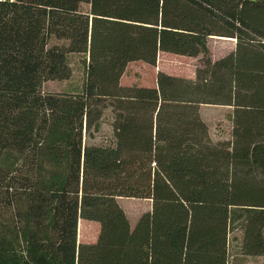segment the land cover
Returning a JSON list of instances; mask_svg holds the SVG:
<instances>
[{
    "label": "trees",
    "instance_id": "16d2710c",
    "mask_svg": "<svg viewBox=\"0 0 264 264\" xmlns=\"http://www.w3.org/2000/svg\"><path fill=\"white\" fill-rule=\"evenodd\" d=\"M210 36L233 50L211 59ZM160 51L203 56L193 77L120 83ZM71 53L81 90L42 91ZM202 104L231 108L230 139ZM106 110L113 143H94ZM119 197L151 208L132 227ZM234 230L264 255V0H0V264H229Z\"/></svg>",
    "mask_w": 264,
    "mask_h": 264
},
{
    "label": "rangeland",
    "instance_id": "374dc122",
    "mask_svg": "<svg viewBox=\"0 0 264 264\" xmlns=\"http://www.w3.org/2000/svg\"><path fill=\"white\" fill-rule=\"evenodd\" d=\"M81 10L87 11L88 5L81 4ZM218 36H210L205 40L206 54L211 59H217L233 50L235 41L219 39ZM62 40L51 38L50 44L62 43ZM200 54L197 57L178 55L160 51L157 54L155 64L151 65L142 61H134L127 64L120 79L122 85H155L156 75L159 71L184 77H193L195 69L200 64ZM83 54L71 53L67 56L71 68V76L66 80H49L42 84L44 92L80 91L85 77V64ZM201 118L208 126L210 138L213 141H224L231 138V108L223 105L202 104L199 108ZM112 115L106 110L101 117L98 132L92 140L99 144H112ZM118 203L124 210L131 226L135 224L139 216L151 208V201L142 198L119 197ZM78 241L94 242L98 236L99 224L95 221H79ZM241 232H230L228 242L229 264H264V255L243 256L239 252V238Z\"/></svg>",
    "mask_w": 264,
    "mask_h": 264
},
{
    "label": "water",
    "instance_id": "95a60500",
    "mask_svg": "<svg viewBox=\"0 0 264 264\" xmlns=\"http://www.w3.org/2000/svg\"><path fill=\"white\" fill-rule=\"evenodd\" d=\"M231 39H233V38H231ZM234 41H235V39H233Z\"/></svg>",
    "mask_w": 264,
    "mask_h": 264
}]
</instances>
